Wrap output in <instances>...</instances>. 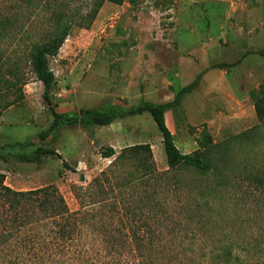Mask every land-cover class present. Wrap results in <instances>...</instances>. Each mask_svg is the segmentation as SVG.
<instances>
[{
    "label": "rangeland",
    "instance_id": "rangeland-1",
    "mask_svg": "<svg viewBox=\"0 0 264 264\" xmlns=\"http://www.w3.org/2000/svg\"><path fill=\"white\" fill-rule=\"evenodd\" d=\"M17 1L0 0V15L15 11ZM67 2L69 16L77 14L79 23L50 60L56 77L52 104L59 113L100 108L107 102L127 107L142 101L166 104L204 73L200 87L184 97L178 111L169 112L167 125L183 155L198 150L197 139L206 127L215 144L226 145L225 162L219 163L223 171L203 175L180 169L166 179L168 193L162 198L175 231L170 236L168 221L159 217L167 238L162 250L180 254L186 264H212L203 254L223 244L235 243L233 253L243 260L250 255H242V249L250 251L258 244L264 249V195L244 179L247 174L264 176V121L258 120L250 97L264 84V0L105 3L89 29L93 0ZM31 12L26 24L31 40L17 48L26 81L23 100L0 118V176L5 186L15 192L55 186L70 213L85 214L98 192L94 180L113 162L102 157L105 149L114 148L119 155L129 147L150 145L158 172L165 174L169 168L162 136L148 114L106 128L65 129L40 141L54 117L44 101V87L32 72L28 48L32 41L43 42L52 15ZM1 49L11 54L16 46L7 42ZM239 61L234 68H214ZM243 134L248 138L242 139ZM37 146L53 149L63 159L25 164L1 157L29 154ZM64 162L73 171L66 170ZM125 194L129 198L133 192ZM100 216L106 218L104 212ZM119 219L113 218L115 226Z\"/></svg>",
    "mask_w": 264,
    "mask_h": 264
},
{
    "label": "trees",
    "instance_id": "trees-1",
    "mask_svg": "<svg viewBox=\"0 0 264 264\" xmlns=\"http://www.w3.org/2000/svg\"><path fill=\"white\" fill-rule=\"evenodd\" d=\"M129 1L136 2L93 0V9L88 16L91 20L86 29L91 27L105 3L122 6ZM14 7L15 11L0 15V118L3 111L23 100L26 81L20 68L19 49L23 48L22 42L31 40L26 28L32 18L31 11H48L51 12L52 22L48 25L45 39L42 43L32 41L28 48L32 72L44 87L43 98L54 117L49 131L39 136L40 141L53 139L65 129L88 131L106 128L118 121L148 114L162 136L169 170L165 174L158 172L150 145L129 147L119 155L114 148L105 149L102 157L113 159V162L94 180L92 187L98 192L92 197L96 202L90 199L91 211L85 214L70 213L55 186L15 192L5 186V177L0 176V254L4 257V264H186L180 254L168 251L169 254H166L160 247L167 238L160 230L163 224L159 217L168 221L167 230H172L170 236L175 231L171 226L175 223L167 216L168 205L162 198L168 193L166 179L180 169H193L203 175L222 174L219 163L225 162L223 154L226 145L215 144L204 127L197 139L198 150L192 155H183L167 125V114L182 107L184 97L200 87L204 73L182 88L174 101L166 104L152 105L142 101L138 106L127 107L107 102L100 108L59 113L52 104L56 77L50 68V60L58 56L74 25L79 23L77 14L69 16L67 0H18ZM7 42L11 47L16 46L11 54L1 49ZM240 63L214 68L230 69ZM250 97L258 120L263 122L264 84ZM241 136L247 139L249 134ZM1 157L5 161L18 160L25 164H42L47 158L63 159L55 150L41 146L29 154L15 153ZM63 166L73 171L68 163L64 162ZM111 177L115 179V184L111 183ZM244 179L264 195V176L247 174ZM128 191L133 192L129 198L125 194ZM118 199L121 202L116 201ZM126 199H130L133 205L127 204ZM97 207L101 209L94 210ZM103 212L106 218H101ZM109 217L112 220L119 217V225L115 226ZM234 247L233 242L223 244L210 255L203 254V258H209L212 264H248L253 261L254 264H264V249L259 244L250 251L242 249V255H250L247 260L233 253Z\"/></svg>",
    "mask_w": 264,
    "mask_h": 264
},
{
    "label": "crops",
    "instance_id": "crops-1",
    "mask_svg": "<svg viewBox=\"0 0 264 264\" xmlns=\"http://www.w3.org/2000/svg\"><path fill=\"white\" fill-rule=\"evenodd\" d=\"M168 114H169V113H168ZM168 114H167V115H168ZM169 129H170V128H169ZM170 131L172 132V130H171V129H170Z\"/></svg>",
    "mask_w": 264,
    "mask_h": 264
}]
</instances>
